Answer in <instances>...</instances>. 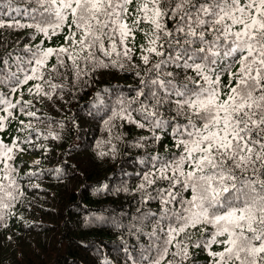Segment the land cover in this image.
I'll use <instances>...</instances> for the list:
<instances>
[{
    "label": "snow or ice",
    "instance_id": "1",
    "mask_svg": "<svg viewBox=\"0 0 264 264\" xmlns=\"http://www.w3.org/2000/svg\"><path fill=\"white\" fill-rule=\"evenodd\" d=\"M3 29L28 30V42L0 55V136L13 120L29 133L0 138V222L25 195L16 162L39 132L35 104L115 69L138 84L114 93L106 130L133 125L148 135L131 146H154L135 191L155 209L131 226L147 238L133 264H195L200 253L205 264H264V0H0Z\"/></svg>",
    "mask_w": 264,
    "mask_h": 264
},
{
    "label": "trees",
    "instance_id": "2",
    "mask_svg": "<svg viewBox=\"0 0 264 264\" xmlns=\"http://www.w3.org/2000/svg\"><path fill=\"white\" fill-rule=\"evenodd\" d=\"M13 15L24 19L20 13ZM27 31L0 30V55L12 49L18 53L28 42ZM16 41H20L19 46ZM63 41L60 35L46 40L45 46ZM134 59L139 63L137 57ZM137 84L131 72L102 70L87 85L81 82L72 87L70 83L62 100L35 104L38 119H33V126L39 132L32 133V145H25L28 150L16 162L25 195L0 222V264H133L147 238L133 234L131 226L136 223L138 209H155L154 203H138L135 191L141 182L138 173L144 170L141 161L154 146H131L148 133L126 123L109 132L103 119H107V107L114 104V93L132 95ZM24 99L34 98L25 90ZM19 128L13 120L0 138L23 140L29 130ZM49 131L60 139L48 136ZM122 133H126L122 140L115 138ZM165 143L171 147L169 141ZM155 148L164 151L160 145ZM37 160L39 164L34 163ZM28 172L36 175L29 177L25 175ZM37 184L39 187H34ZM123 188L128 191H116ZM205 261L206 254L195 255V264Z\"/></svg>",
    "mask_w": 264,
    "mask_h": 264
},
{
    "label": "rangeland",
    "instance_id": "3",
    "mask_svg": "<svg viewBox=\"0 0 264 264\" xmlns=\"http://www.w3.org/2000/svg\"><path fill=\"white\" fill-rule=\"evenodd\" d=\"M144 42V37L142 35H137V38H136V44L137 45H140L141 43Z\"/></svg>",
    "mask_w": 264,
    "mask_h": 264
}]
</instances>
